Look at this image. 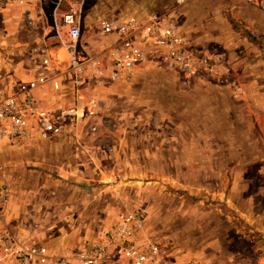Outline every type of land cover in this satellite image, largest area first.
<instances>
[{"label": "rangeland", "instance_id": "1", "mask_svg": "<svg viewBox=\"0 0 264 264\" xmlns=\"http://www.w3.org/2000/svg\"><path fill=\"white\" fill-rule=\"evenodd\" d=\"M146 1L150 7L136 19L166 15L194 57L207 62L189 74L167 66L152 45L130 76L121 75L126 86L111 88L118 92L113 110L124 113L96 107L89 116L88 99L121 77L93 75L89 39L103 42L109 35L102 21L127 17H84L77 51L90 64L75 86L69 54L65 61L57 56L72 41L58 36L53 2L0 0V87L17 93L48 65L44 75L55 76L59 89L46 88L45 99L59 96L52 90L64 93L61 107L42 104L61 125L59 134L32 128L26 139L9 140L35 158L49 152L47 163L27 161L6 183L9 196L11 187L23 192L27 206L18 222L29 240L41 244L47 235L73 250L140 209L145 222L136 239L157 242L166 264H264V0ZM147 59L160 66L140 80L137 68ZM192 77L205 85H191ZM122 87L128 99L119 98ZM77 97L86 102L80 117L62 119ZM73 155L86 176H64L60 166Z\"/></svg>", "mask_w": 264, "mask_h": 264}, {"label": "built area", "instance_id": "2", "mask_svg": "<svg viewBox=\"0 0 264 264\" xmlns=\"http://www.w3.org/2000/svg\"><path fill=\"white\" fill-rule=\"evenodd\" d=\"M51 1L54 4L53 22L59 38L63 40L60 35L62 31L72 41L66 47L69 54L67 72L72 73L73 84L78 86L82 82L86 64L89 63L81 59L77 51L86 0ZM101 28L102 33L117 35L118 39L111 45L107 63L103 61V65L92 61L93 75L97 78L130 76L134 67L146 59L152 45L158 48L167 66L189 74H194L199 66L207 62L206 58L194 57L174 23L163 14L152 13L147 20L141 21L134 17L104 20ZM47 82L55 90L59 89L58 79L55 76L48 78L44 74L31 79L17 93L6 92L0 87V139H26L32 128L40 129L43 136L62 131L61 125L53 119L52 111L40 105L34 94V90ZM88 106L87 115H94L97 107L95 98L89 99ZM61 116L62 119H72L74 122L80 114L77 106L73 105L62 109ZM8 196L7 186L0 185V264H166L162 248L157 242H138L136 239L145 222L140 209L127 212L121 221L104 231L98 240L84 243L69 253L56 255L9 228L4 218Z\"/></svg>", "mask_w": 264, "mask_h": 264}, {"label": "crops", "instance_id": "3", "mask_svg": "<svg viewBox=\"0 0 264 264\" xmlns=\"http://www.w3.org/2000/svg\"><path fill=\"white\" fill-rule=\"evenodd\" d=\"M154 1L155 0H152L153 5L155 3ZM149 7H150L149 2L146 0H86V4L83 8L81 29H83V27H84V17H90L93 21H95L94 19H96L98 17L108 18V19L116 18V17H127V18L134 17V18H136L135 16L142 15L141 13H144V11ZM127 18H125V19H127ZM125 19H123V20H125ZM120 20H122V19H120ZM68 38L71 39L70 37H68ZM102 38L105 39L104 41H107V42L103 41L105 43L104 45H103L102 41H98L96 39L94 40L92 38L89 39V41L92 42L93 49H94L91 53H92V56L97 59L95 61H101L102 60V62L104 61V63H107L110 59L109 56L111 53V45L118 39V37H117V35L113 34V35H109V36L102 37ZM79 39H81L82 42L85 41L83 35L78 38L77 42L79 41ZM107 44H108V48L106 46ZM67 54L68 53L64 49H60L57 56L60 59V61H65L67 59ZM101 57H103V58L101 59ZM159 66L160 65H158V62H156L155 60H148L147 59V61H145L143 64L139 65L137 68L138 71L141 72L140 76L143 77V78H139V79L140 80L144 79V77L148 76L146 74L147 71L154 70L156 67H159ZM44 73L45 74L48 73V70H47V68H45V66L42 70H40L37 73L36 76H38L40 74H44ZM125 79L126 78L123 76H121L120 79H118V82L120 83V85H119V83H117L114 86L110 85L111 87H108V88H107V86L103 85L104 86L103 88H105L106 92L103 90H100L98 92V95H94V96L89 98V99L95 98L96 103H97V111L98 112L111 111V107H112V111H114L113 108L115 105V99H117V98L115 96H113V98H112L111 95L112 94L116 95V94H118V92H116L117 90H115L114 93H112L111 90H113V89H111V88L112 87L115 88L116 86H121V85L126 86ZM106 80L109 81L112 79H110L107 76ZM188 80L191 83V85H193L195 83H196V86L205 85V84H203V82H200L201 80L199 79V77L188 78ZM112 84H114V82H112ZM51 86H52L51 83L47 82L46 84L39 86L36 90H34V94H35L38 102H39L38 96L41 99L42 103L40 105L45 104V106L50 107L51 105L53 106L54 104H57V107L58 106L61 107V105H63V104H62V102L59 103V101H60L59 98H62V96L64 95V93L62 91H60V93H59V92H55L52 90V92L59 95L58 97L53 95L54 98H57L56 101L53 99V97H52V101H50L49 98H47V100L45 99L46 95H48V93H49L46 90V88H51ZM119 94H120L119 98L128 99L129 89L128 88L125 89L124 87H122L121 93H119ZM79 98L80 97H77L78 105H76L78 108V112L81 111V105H84V103H86L84 100L85 99L84 97L80 98V99ZM138 98H139V96L137 97V99ZM89 99H88V101H89ZM143 99L144 98H142V101H143ZM48 100H49V102H48ZM152 101L153 102H151L150 100L147 101L150 106L154 103V100H152ZM126 106L129 107L128 105H126ZM136 106L138 107V106H142V105L138 104V102H137ZM108 107H110V110H108ZM141 108L142 107H140L138 111L141 112ZM114 112L124 113V109H122L120 111H114ZM30 132H32V131H30ZM0 141H1L0 142V163L2 164L0 167V185H6V183L11 184L13 182L12 179L15 176V174L22 173L24 171L25 163L27 161H30V160L33 161L35 159V161L39 160L41 163H47V156L49 153L47 148L43 149L44 148L43 147L42 148L43 150H41V152L39 153L40 157L35 158L37 156V154L34 155V152L32 149H27L28 150L27 151L26 150L27 147H25L24 145L23 146L22 145H20V146L11 145L9 143V140H6V139H0ZM63 144H65V143H63ZM71 145H74V144L72 143ZM62 150H61V152H62ZM63 157L65 158V154H63ZM65 159H67V158H65ZM72 159L73 160H70V158H69L68 160H66L67 163H64V164H62V166H60V167H62V171H63L64 176L65 175L68 177L69 176H72V177H75V176L84 177V176H86V172L84 171V168L78 166L77 163H75V161L77 160L76 156L73 155ZM72 177H70V178H72ZM10 191H11V193H10L11 196H8V199H7V202L5 205V211H4L5 221L7 222V225L9 226V228L12 231H14L16 234H18L22 238L29 240L28 237H30V236L27 233L26 228L22 226L21 222H18V220L21 219L19 210H21L27 206L25 203L22 204V202H20L23 200L22 198L24 197L23 192L16 191L15 189H13V187H11ZM78 224H79V222H78ZM86 237L89 238L90 235H86ZM82 240H83V238H78V240H75L77 242H74V243L78 245L79 242H81ZM38 241L41 242V245L51 254L62 255V254L69 253L72 250L71 244L64 245V246L60 245L58 242H55L54 240L49 239L47 235L45 236V238L40 236Z\"/></svg>", "mask_w": 264, "mask_h": 264}, {"label": "water", "instance_id": "4", "mask_svg": "<svg viewBox=\"0 0 264 264\" xmlns=\"http://www.w3.org/2000/svg\"><path fill=\"white\" fill-rule=\"evenodd\" d=\"M264 256V255H263Z\"/></svg>", "mask_w": 264, "mask_h": 264}]
</instances>
